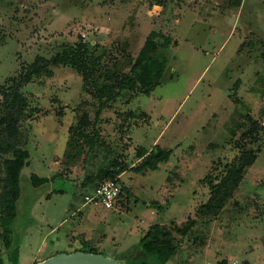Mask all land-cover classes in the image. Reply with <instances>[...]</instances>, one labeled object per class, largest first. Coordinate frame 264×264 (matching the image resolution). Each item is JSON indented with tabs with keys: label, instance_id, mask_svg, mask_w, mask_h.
I'll return each mask as SVG.
<instances>
[{
	"label": "rangeland",
	"instance_id": "1",
	"mask_svg": "<svg viewBox=\"0 0 264 264\" xmlns=\"http://www.w3.org/2000/svg\"><path fill=\"white\" fill-rule=\"evenodd\" d=\"M151 32L175 43L150 96L133 90L113 98L110 84L85 83L64 65L15 88L38 57L78 42L94 44L104 67L126 71ZM14 92L23 96L16 121L8 117ZM246 114L258 124L256 139L243 135L252 128ZM0 120L16 129L0 134L1 150L11 143L28 155L12 223L18 260L7 263L1 250L5 264L73 249L127 264L155 226L175 246L164 264H264V0H0ZM155 145L172 150L168 162L119 175L121 206L84 204L99 170L136 166L138 150ZM258 147L222 211L197 217L210 187ZM31 174L47 182L33 186ZM154 202L159 208L148 207ZM71 234L84 245L66 246Z\"/></svg>",
	"mask_w": 264,
	"mask_h": 264
},
{
	"label": "trees",
	"instance_id": "2",
	"mask_svg": "<svg viewBox=\"0 0 264 264\" xmlns=\"http://www.w3.org/2000/svg\"><path fill=\"white\" fill-rule=\"evenodd\" d=\"M152 35H154L153 32L146 38L145 43L134 59L128 57V70L126 71L116 69L115 64H113V69L104 67L101 63V58L94 53V44L78 42L75 46H65L61 53H57L49 59L38 57L16 83L15 88L18 89L20 86L31 82L34 77H41L43 75L52 76L53 72L50 69V65H64L75 69L81 75L85 83H90L95 80L110 84L116 90L113 94V98L120 96L125 91L133 90H136L144 96H150L160 84L170 61V54L168 51L170 46L175 43L169 36H164L159 41L151 39ZM21 102H23V96L14 92L11 95L9 108H11L12 112L17 109V114L14 115L12 112H9V118L16 121V117L14 118V116L22 113L21 108L18 109ZM246 116L251 120L252 128L243 135L253 138V129H255L258 124L255 120H252L249 114H246ZM4 122V120H0V134H5L6 132L8 136L15 135L16 129L10 124L2 126ZM79 123L85 126L82 122ZM238 126H240V124H238ZM79 133L83 135L82 130H79ZM254 139H256L255 136ZM95 141L96 135L87 140L88 146H93ZM1 148L0 145L1 152H11V157L0 160V172L4 174V178L1 180L2 187L0 188V264H5V261L2 259L1 250L6 254L7 263H17L18 246L13 244L12 223L18 213L17 201L21 193L20 175L23 167L27 165L28 155L25 150L16 147L15 144L8 143L5 144L4 150H1ZM259 151L260 147L256 149L249 148L248 152L245 153V158L237 162L234 161L229 166L225 176L219 183L213 184L210 187V197L205 204L200 205L196 210L195 214L197 217H215L222 211L238 188L243 175L254 163ZM171 154V149H164L158 145H155L149 151L145 147H141L136 154V157L141 159L138 165L128 167V165H120L115 162L113 166L101 169L97 172L95 178L98 180L91 188L94 190L101 181L106 179H116L119 183L118 176L126 170H131L137 174L155 171L159 169L160 164L168 162ZM30 180L33 186H39L47 182L46 178L38 177L36 174H31ZM122 196L123 188H121L116 205H122ZM148 207L159 208L158 204L155 202L148 204ZM194 225L195 220H191L190 224L182 230V233H185ZM139 249L142 255L138 256L137 254L136 257H131L126 262L127 264H164L174 252L175 246L171 233L155 226L154 228H149L140 239ZM80 251L83 250L80 249ZM84 252L96 253L92 250ZM218 264L227 263L226 261H221Z\"/></svg>",
	"mask_w": 264,
	"mask_h": 264
},
{
	"label": "built area",
	"instance_id": "3",
	"mask_svg": "<svg viewBox=\"0 0 264 264\" xmlns=\"http://www.w3.org/2000/svg\"><path fill=\"white\" fill-rule=\"evenodd\" d=\"M121 192V187L116 179L101 181L94 190L83 197L85 205L101 206L105 209L116 208V202Z\"/></svg>",
	"mask_w": 264,
	"mask_h": 264
},
{
	"label": "water",
	"instance_id": "4",
	"mask_svg": "<svg viewBox=\"0 0 264 264\" xmlns=\"http://www.w3.org/2000/svg\"><path fill=\"white\" fill-rule=\"evenodd\" d=\"M264 247V236L261 237ZM34 264H120L115 260L98 253L84 251L60 252Z\"/></svg>",
	"mask_w": 264,
	"mask_h": 264
},
{
	"label": "crops",
	"instance_id": "5",
	"mask_svg": "<svg viewBox=\"0 0 264 264\" xmlns=\"http://www.w3.org/2000/svg\"><path fill=\"white\" fill-rule=\"evenodd\" d=\"M160 167V166H159ZM45 198V200L46 201H48L49 200V198L46 196V197H44ZM77 211V214H79V215H81V212H80V210L79 209H77L76 210ZM53 229H51V231H52ZM50 231V232H51ZM81 234V233H80ZM84 236V235H83ZM82 236V237H83ZM76 238L77 237H75V236H73V234H71V236L70 237H66V242H65V245L66 246H70L69 248H76V244H83L84 245V241H85V239H84V241H82V239H77L76 240ZM84 238V237H83ZM86 238V237H85ZM79 240V241H78ZM78 245V246H79ZM75 250H77V249H73L72 251H69V252H73V251H75ZM18 252H19V248H18ZM50 256V255H49ZM48 257V256H47ZM47 257H45V258H43V257H40V255L39 256H37L36 258L35 257H29L28 258V260H27V262L25 263V264H34V263H36V262H38V261H41V260H44V259H46ZM21 264H23V263H21Z\"/></svg>",
	"mask_w": 264,
	"mask_h": 264
}]
</instances>
